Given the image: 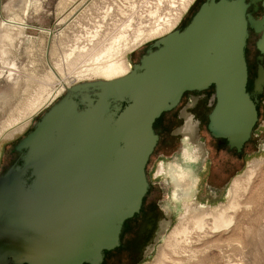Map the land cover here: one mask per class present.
<instances>
[{
	"label": "water",
	"instance_id": "95a60500",
	"mask_svg": "<svg viewBox=\"0 0 264 264\" xmlns=\"http://www.w3.org/2000/svg\"><path fill=\"white\" fill-rule=\"evenodd\" d=\"M247 27L243 0H205L126 75L67 87L14 145L20 163L0 174V264H100L146 195L153 124L185 92L212 88L209 132L237 147L247 141L257 119ZM196 131L175 133L203 157Z\"/></svg>",
	"mask_w": 264,
	"mask_h": 264
},
{
	"label": "rangeland",
	"instance_id": "374dc122",
	"mask_svg": "<svg viewBox=\"0 0 264 264\" xmlns=\"http://www.w3.org/2000/svg\"><path fill=\"white\" fill-rule=\"evenodd\" d=\"M181 4L182 0H0V24H4L0 28V163L10 164L14 145L61 97L42 108L62 80L80 72L83 79L76 83L99 80L86 71L111 45L118 57L125 55L127 63H136V53L157 40L131 51L140 32L176 16L179 21L186 12ZM17 28H24V33ZM253 160H261L260 167L240 192V206L228 212L232 219L228 229L212 230L208 221L200 230L189 216L179 224L181 210L156 254L143 264H264V146L248 157L232 180L243 175ZM226 198L195 203L213 209Z\"/></svg>",
	"mask_w": 264,
	"mask_h": 264
},
{
	"label": "flooded vegetation",
	"instance_id": "af4514ba",
	"mask_svg": "<svg viewBox=\"0 0 264 264\" xmlns=\"http://www.w3.org/2000/svg\"><path fill=\"white\" fill-rule=\"evenodd\" d=\"M204 1L199 4L200 0H194L184 15L182 14L174 31H182ZM243 1L246 5L248 25L244 50L247 69L246 92L257 112V119L248 140L237 147L228 139L214 137L209 132V115L215 106L211 101L212 88L199 93L185 92L178 105L163 113L153 124L157 142L146 166V195L138 213L124 223L118 245L104 252L100 264H143L151 259L156 254L159 243L174 226L177 214L183 209L184 199L190 200L193 205H199L195 202L199 203L201 200L216 202L223 199L228 195L233 181L239 178L232 180L235 174L241 172L248 157L262 151L264 0ZM149 48L136 50L139 52L136 53L137 62ZM186 124L197 130L196 142L204 148L203 157L193 154L194 145L189 144L187 137L175 133ZM12 157L14 159L9 165L3 161L0 163V174L7 167L20 163L19 154L15 153Z\"/></svg>",
	"mask_w": 264,
	"mask_h": 264
},
{
	"label": "bare ground",
	"instance_id": "6f19581e",
	"mask_svg": "<svg viewBox=\"0 0 264 264\" xmlns=\"http://www.w3.org/2000/svg\"><path fill=\"white\" fill-rule=\"evenodd\" d=\"M191 2H193V0H182V4L180 7L183 12L186 11V9L189 7ZM62 9L65 10L66 7L63 6ZM178 18L179 17L176 16L172 19L173 21L171 20L163 21L162 24L156 27H153V29L147 32L145 31L140 32V35L136 38V40L130 47V50L131 51L135 50L139 48L140 46L146 44L147 42L159 39L163 37L164 35L170 33L173 27L177 24L176 22H178ZM2 26H4V24H0V28ZM17 29L20 31L21 34L24 33L23 32L24 28H17ZM1 54L4 55L3 51H1ZM118 55L119 53L116 52V49H114L112 45L105 48L104 50H101L98 53V58L95 59V61H97L96 64L92 67L91 70L87 69L86 72L93 73L92 75L93 76L96 75L94 77H97V79L101 81H109V80L116 79V78L126 75L129 71V66L127 64L126 56L120 55L118 57ZM122 56H125V57H122ZM103 60L104 62H102ZM72 73L73 72H70V74ZM81 79H83V74L80 72L77 75L75 74L74 76H72V79L62 80L61 83L59 84L58 90H56L49 97L50 99H48L47 103L42 108L47 107L58 96H60L64 92V90L67 89V87L71 86L72 84L78 82ZM260 161L253 160L249 162L243 175H241L238 179L233 181L229 189V193L227 195V198H226L227 200L225 203L219 204L217 207L212 209L211 207L200 206L196 204L193 205L191 204L190 200L184 199L183 205H182V208H183L182 210L184 211V213L181 216V218H179L180 219L179 224H181L182 221L186 219V218L184 219L185 216H189L194 226H196L200 230H202L204 227L208 225L209 223L208 221H211L210 227L212 230L226 229L228 226H230L232 219L230 215L228 214V212L235 211L236 208L240 206V203H239L240 192L244 191L247 188V186L250 184V182L252 181L255 172L260 167V164H261ZM240 182L244 184V186H242ZM175 233H178L177 230Z\"/></svg>",
	"mask_w": 264,
	"mask_h": 264
},
{
	"label": "built area",
	"instance_id": "2783aa9c",
	"mask_svg": "<svg viewBox=\"0 0 264 264\" xmlns=\"http://www.w3.org/2000/svg\"><path fill=\"white\" fill-rule=\"evenodd\" d=\"M178 23L173 27V29L171 31H174V29L178 26Z\"/></svg>",
	"mask_w": 264,
	"mask_h": 264
}]
</instances>
